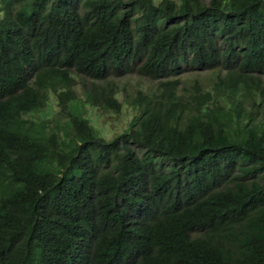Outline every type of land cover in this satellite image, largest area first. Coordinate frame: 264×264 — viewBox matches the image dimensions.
<instances>
[{"label":"trees","instance_id":"obj_1","mask_svg":"<svg viewBox=\"0 0 264 264\" xmlns=\"http://www.w3.org/2000/svg\"><path fill=\"white\" fill-rule=\"evenodd\" d=\"M0 264H264V0H0Z\"/></svg>","mask_w":264,"mask_h":264},{"label":"rangeland","instance_id":"obj_2","mask_svg":"<svg viewBox=\"0 0 264 264\" xmlns=\"http://www.w3.org/2000/svg\"><path fill=\"white\" fill-rule=\"evenodd\" d=\"M216 71H198L188 70L181 74L182 85L180 86L179 93L187 94V91L191 89V86L198 81L200 84L208 87L216 79ZM120 91L117 95L119 100L125 98V92L127 89L129 93L134 92L136 89L144 91L153 90L158 85L159 81L140 75H128L120 79H116ZM82 81L76 84L77 90H80V84ZM87 83V82H84ZM80 101H78L79 103ZM80 110L85 117L89 118L90 124L97 128L99 134H102L106 138H111L117 134H120L125 128L133 115V111L128 109V106H123L120 113H114L110 111H103L100 109L89 107L88 105H82L80 103ZM53 112H56L58 108H52Z\"/></svg>","mask_w":264,"mask_h":264}]
</instances>
